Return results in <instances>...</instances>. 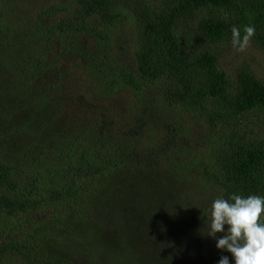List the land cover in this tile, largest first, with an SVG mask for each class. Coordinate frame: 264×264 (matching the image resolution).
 Wrapping results in <instances>:
<instances>
[{
  "label": "trees",
  "instance_id": "1",
  "mask_svg": "<svg viewBox=\"0 0 264 264\" xmlns=\"http://www.w3.org/2000/svg\"><path fill=\"white\" fill-rule=\"evenodd\" d=\"M6 1L0 264H77L79 241L109 264H234L210 212L264 196V81L231 80L221 47L252 25L264 52V0Z\"/></svg>",
  "mask_w": 264,
  "mask_h": 264
},
{
  "label": "clouds",
  "instance_id": "2",
  "mask_svg": "<svg viewBox=\"0 0 264 264\" xmlns=\"http://www.w3.org/2000/svg\"><path fill=\"white\" fill-rule=\"evenodd\" d=\"M256 29L252 25L231 29V44L238 51L247 48ZM264 196L247 197L232 194L228 199L217 198L210 212L208 236L216 239V247L231 253L234 264H264ZM227 226V228H225ZM223 235L217 238V234ZM218 264H230L222 256Z\"/></svg>",
  "mask_w": 264,
  "mask_h": 264
},
{
  "label": "rangeland",
  "instance_id": "3",
  "mask_svg": "<svg viewBox=\"0 0 264 264\" xmlns=\"http://www.w3.org/2000/svg\"><path fill=\"white\" fill-rule=\"evenodd\" d=\"M18 1L21 2L22 0H18ZM39 2L40 0H36L35 2H32V5L36 6L38 5ZM6 3H7L6 0H0V6L1 5L4 6ZM2 9H4V7ZM242 67H247L251 69L257 78L264 81V52L261 51L251 42L249 43L247 48L243 51L236 50L235 48H233L231 43L224 44L221 47L220 68L226 74H228L231 80H236L238 70L239 68ZM252 118L255 119V117H251V119ZM262 119L264 118L262 117ZM204 129L205 128L202 127V129H200V132H203ZM118 215H120V213L114 211L111 214V218L115 219L117 221L115 223H118V225L124 229L123 231H125V227H126L125 223H122V220L119 218ZM149 219L152 220L153 219L152 216L149 217ZM143 229L144 232H149V233L151 232L149 227H144L141 230ZM142 237L143 236L141 234L137 235L138 240H141ZM153 239L150 237V239L147 240L146 237L145 243L142 245L144 247L147 244L150 245V247L153 249L155 254H159V252L165 254L167 247L163 244H159V239L155 238L154 239L155 241ZM112 258L113 256L109 258L107 253L103 252V249L100 247V245L97 242L79 241L76 244L75 260L77 264H109L110 262L114 263V260H112ZM127 260H126V264H132L131 260L129 261Z\"/></svg>",
  "mask_w": 264,
  "mask_h": 264
}]
</instances>
